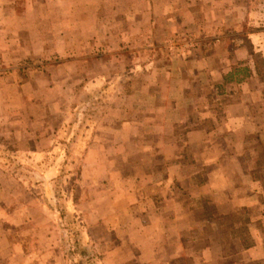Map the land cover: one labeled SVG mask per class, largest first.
<instances>
[{
	"label": "rangeland",
	"instance_id": "obj_1",
	"mask_svg": "<svg viewBox=\"0 0 264 264\" xmlns=\"http://www.w3.org/2000/svg\"><path fill=\"white\" fill-rule=\"evenodd\" d=\"M90 1L99 4L107 36H67L79 20L69 12L72 3L65 12L46 0H0V264H71L67 253H76L78 236L66 214L83 226L99 264H125L108 255L120 250V221H108L111 203L92 188L111 168L104 165L91 180L97 166L90 153L103 141L107 120L147 112L164 77L174 79L164 89L204 93L215 112L225 111L214 83L179 78L205 81L204 73L218 69L212 60L237 56L232 72L249 69L243 81L255 74L264 82V0H172V32L154 24L137 30L127 20L138 10L154 15L153 0ZM182 19L193 21L181 25ZM258 98L251 106L264 118ZM122 100L127 115L115 112ZM257 135L248 143L257 145L252 172L262 177L264 130Z\"/></svg>",
	"mask_w": 264,
	"mask_h": 264
},
{
	"label": "crops",
	"instance_id": "obj_2",
	"mask_svg": "<svg viewBox=\"0 0 264 264\" xmlns=\"http://www.w3.org/2000/svg\"><path fill=\"white\" fill-rule=\"evenodd\" d=\"M171 1L153 0L154 15L138 10L127 20L137 30L154 24L172 32L176 20L167 11ZM69 3L75 7L69 12L79 20L67 36L108 35L96 1L45 2L63 4L64 11ZM87 9L93 11L88 14ZM192 21L182 19L180 24ZM123 26L130 29L124 19ZM234 60H212L211 67L218 69L204 73L205 81L179 77L183 84L195 79L199 85L214 83L216 90L222 89L218 95L226 101L223 112H215L204 93L195 97L164 89L163 84L174 81L164 77L162 85L154 86L155 95H149L153 105L147 112L134 120H107L103 141L95 144L90 161L97 166L91 180L101 177L104 165H111L92 188L106 197L107 207L111 203L108 221L119 219L121 224L120 250L108 253L113 259L125 264H264V176L252 172L257 145L248 143L264 130L263 112L251 106L255 96L259 101L264 97V82L253 74L225 86L232 65L239 63L237 56ZM121 102L115 112L127 115Z\"/></svg>",
	"mask_w": 264,
	"mask_h": 264
},
{
	"label": "trees",
	"instance_id": "obj_3",
	"mask_svg": "<svg viewBox=\"0 0 264 264\" xmlns=\"http://www.w3.org/2000/svg\"><path fill=\"white\" fill-rule=\"evenodd\" d=\"M241 75L243 76L242 78H240ZM249 75H250L249 69L236 70L230 73L229 75H227V77H225L224 84L226 85L234 81L242 82L245 78L249 77ZM67 155L68 157L70 156L69 153H67ZM66 215L67 216L65 218L68 219V221L70 220V223L75 226L77 230L76 236H78L77 245H76V253L70 250L68 251L69 253H67L69 262L71 264H78V259H80L82 262L84 261L85 264H99L98 263L99 256L94 251L91 243H89L88 239L86 238V235L83 233L82 231L83 226L80 224V222L78 221L76 217L72 218L69 214H66ZM80 228L82 232L79 231Z\"/></svg>",
	"mask_w": 264,
	"mask_h": 264
}]
</instances>
